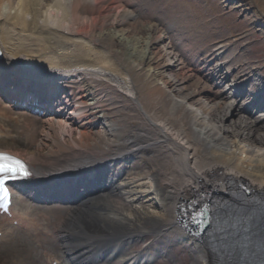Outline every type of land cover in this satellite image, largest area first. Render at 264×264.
<instances>
[{
	"label": "bare ground",
	"instance_id": "obj_1",
	"mask_svg": "<svg viewBox=\"0 0 264 264\" xmlns=\"http://www.w3.org/2000/svg\"><path fill=\"white\" fill-rule=\"evenodd\" d=\"M224 1L255 10L264 28V3ZM162 3L0 0V153L32 170L13 191L12 217L0 215V264H148L159 256L131 247L150 235L185 245L190 264H215L179 223L180 205L202 193L221 206L217 193L241 181L264 201V79L249 65L237 72L224 44L202 57L191 33L171 40L148 20ZM30 93L46 107L39 118L26 112L34 104L19 106ZM129 116L147 126L130 134L113 120ZM158 146L169 154L168 173L147 157ZM233 191L224 219L244 227L234 262L264 264V212L237 213L248 199ZM61 192L80 199L65 209L37 206Z\"/></svg>",
	"mask_w": 264,
	"mask_h": 264
},
{
	"label": "rangeland",
	"instance_id": "obj_2",
	"mask_svg": "<svg viewBox=\"0 0 264 264\" xmlns=\"http://www.w3.org/2000/svg\"><path fill=\"white\" fill-rule=\"evenodd\" d=\"M253 1L251 2L250 0L249 2L247 0V7H257L255 4L261 5L264 3V0ZM164 6L167 7L166 11H162ZM254 11L252 9L251 13H247L235 4L225 3L224 0H164V3L153 6V11L148 15L149 19H147L152 22L157 21L170 33L169 38L171 40L176 38L174 37L175 31L191 33V41L202 50V57L211 55L219 45H226L230 50L233 49L235 51V58L232 64L237 72L249 65L258 76L264 79V28H258L254 24L258 18ZM173 49L175 50L176 48L173 46ZM215 62L217 63V61ZM181 72L183 71H179L178 74H181ZM192 73L193 80L195 78L198 80L202 79L198 73L193 71ZM175 74L173 73V75ZM233 77L235 78V74H233ZM206 84L214 92L220 91L216 89L215 85L211 87L209 83ZM35 117L39 118V116ZM113 120L120 125L126 126L127 133L130 134H137L139 129L147 126L143 119L138 116H129L125 119V122L116 117ZM155 148L157 149L147 157L152 158V165L159 166L163 173H168L171 166L169 154L162 146ZM145 157L143 153L139 154L136 157L137 163H140V159ZM70 206L71 204L66 202L64 204H50L45 208L61 207L65 209ZM61 214L62 212L58 213V215L55 214V216L52 215L55 223ZM156 238L144 236L141 241L133 244L131 250L153 253L159 256L158 259L148 262V264H170L171 260L177 264H190L192 253L189 248L159 237ZM55 249H57V246H55ZM41 252L42 250L40 249L37 255L39 256ZM64 264L71 263L68 259H65ZM100 264H111V262L105 259Z\"/></svg>",
	"mask_w": 264,
	"mask_h": 264
},
{
	"label": "snow or ice",
	"instance_id": "obj_3",
	"mask_svg": "<svg viewBox=\"0 0 264 264\" xmlns=\"http://www.w3.org/2000/svg\"><path fill=\"white\" fill-rule=\"evenodd\" d=\"M2 87V84H0ZM27 166L14 157L0 153V208L6 210L7 203L10 202L9 181L12 178L30 176ZM195 218V217H194Z\"/></svg>",
	"mask_w": 264,
	"mask_h": 264
}]
</instances>
